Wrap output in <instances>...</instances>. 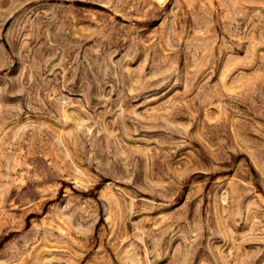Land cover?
<instances>
[{"label": "rangeland", "instance_id": "1", "mask_svg": "<svg viewBox=\"0 0 264 264\" xmlns=\"http://www.w3.org/2000/svg\"><path fill=\"white\" fill-rule=\"evenodd\" d=\"M0 264H264V0H0Z\"/></svg>", "mask_w": 264, "mask_h": 264}]
</instances>
